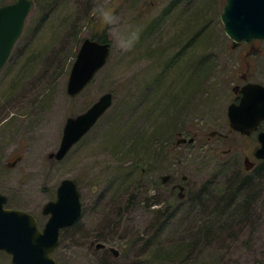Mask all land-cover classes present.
<instances>
[{"label":"rangeland","instance_id":"374dc122","mask_svg":"<svg viewBox=\"0 0 264 264\" xmlns=\"http://www.w3.org/2000/svg\"><path fill=\"white\" fill-rule=\"evenodd\" d=\"M225 4L33 0L0 71V192L42 228L60 183H78L83 213L61 232L59 264H264V165L257 133L230 130L233 89L248 67L224 32ZM93 34L109 40L111 57L70 98L71 66ZM250 62L264 83V52ZM107 92L108 112L63 160L50 159L67 118ZM169 171L179 177L163 183ZM0 264L11 256L1 251Z\"/></svg>","mask_w":264,"mask_h":264},{"label":"water","instance_id":"95a60500","mask_svg":"<svg viewBox=\"0 0 264 264\" xmlns=\"http://www.w3.org/2000/svg\"><path fill=\"white\" fill-rule=\"evenodd\" d=\"M31 0H17L0 7V71L21 37L25 21L31 11ZM226 36L233 47L244 41L264 40V0H226L221 14ZM111 44L86 38L80 45L70 69L66 92L70 98L79 96L108 63ZM239 104L228 108L230 129L248 136L259 130L264 120V85L249 83L241 88ZM114 95L104 93L84 113L66 120L60 146L49 158L63 160L112 107ZM217 134L213 131L210 136ZM194 139H189L193 142ZM260 143L255 157L264 160V131L258 135ZM187 142L179 139L178 144ZM8 197L0 192V251L11 256V264H57L52 254L60 243L63 229L73 226L81 217L83 204L77 183L64 179L57 188V199L43 206L49 218L41 230L36 217L29 212L7 208ZM102 243L96 248H105ZM115 257L119 251L110 247Z\"/></svg>","mask_w":264,"mask_h":264},{"label":"flooded vegetation","instance_id":"af4514ba","mask_svg":"<svg viewBox=\"0 0 264 264\" xmlns=\"http://www.w3.org/2000/svg\"><path fill=\"white\" fill-rule=\"evenodd\" d=\"M261 43H264V40H254V41H252L250 43L241 42V43H239L236 46V47H242L244 49V51L242 53H243V55H244V57L246 59L248 70H247V73H245V74L243 73L240 76L244 83L242 85H235V87L233 89L234 94H235V100H234L233 103H236V104L240 103L241 96H242L241 88L243 86H245V85H247L249 83H259V84L264 85V83L252 80L251 75L249 74V70H251V66H252V64L250 62V59L253 57L254 60H255L256 58H260V57L263 56V52L264 51H263V48L260 46ZM233 103H231V104H233ZM261 131H264V120L260 123L259 130L254 132V133H252L251 135L257 133V137H258V135H259V133ZM215 135H217V134H215ZM251 135H249V136H251ZM222 136L224 138H227V135H222ZM245 165H246V171H252V170H254L256 168V162L252 161V159L250 157L246 158ZM168 173L170 174V177H168V176L162 177L163 183H166V181H168L171 177H173L174 179L179 177V175H173L174 174L173 171H169ZM182 178H183L184 181L187 180V176L186 175H183Z\"/></svg>","mask_w":264,"mask_h":264},{"label":"trees","instance_id":"16d2710c","mask_svg":"<svg viewBox=\"0 0 264 264\" xmlns=\"http://www.w3.org/2000/svg\"><path fill=\"white\" fill-rule=\"evenodd\" d=\"M15 1H17V0H0V6H2V5H4V4H7V3H12V2H15ZM32 2H33V0H32ZM90 38L91 39H95V40H98V41H105V42H109V40L105 37V36H103V35H97V34H93V35H91L90 36ZM84 40V39H83ZM263 165H264V161H263ZM263 165L261 166V168L263 167ZM246 204H247V202H246ZM78 222V221H77ZM76 222V223H77ZM75 223V224H76ZM74 224V225H75ZM73 225V226H74ZM105 242L107 243V239H105Z\"/></svg>","mask_w":264,"mask_h":264},{"label":"bare ground","instance_id":"6f19581e","mask_svg":"<svg viewBox=\"0 0 264 264\" xmlns=\"http://www.w3.org/2000/svg\"><path fill=\"white\" fill-rule=\"evenodd\" d=\"M177 143V142H176ZM178 144V143H177Z\"/></svg>","mask_w":264,"mask_h":264}]
</instances>
